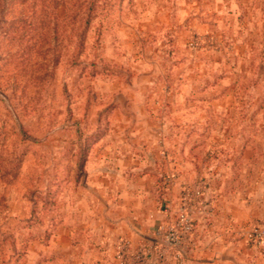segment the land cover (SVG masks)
<instances>
[{
    "label": "rangeland",
    "instance_id": "374dc122",
    "mask_svg": "<svg viewBox=\"0 0 264 264\" xmlns=\"http://www.w3.org/2000/svg\"><path fill=\"white\" fill-rule=\"evenodd\" d=\"M53 1L0 15V264H185L199 205L262 238L264 0ZM121 155L160 212L135 233L87 181Z\"/></svg>",
    "mask_w": 264,
    "mask_h": 264
},
{
    "label": "crops",
    "instance_id": "0c3cea01",
    "mask_svg": "<svg viewBox=\"0 0 264 264\" xmlns=\"http://www.w3.org/2000/svg\"><path fill=\"white\" fill-rule=\"evenodd\" d=\"M109 164L116 167L114 174H111V171L101 175L89 174L87 181L95 182V186L103 187L104 192L107 190L109 193L106 197L109 199L107 201L108 207L116 206V204L120 206V213L122 214L120 224L123 226L121 227L125 231L135 233V231L140 230V224L145 221V218L147 219V215L155 221L158 220L160 212L155 206L148 204L144 211L137 209L143 194L145 196L148 195L147 193L152 195L153 188L148 185V177L125 175L122 168L129 165V159L125 156L121 155L116 159L109 160ZM114 195L122 201L114 204L112 200ZM231 216L234 218L237 214H231ZM192 219L194 232H191L195 242L191 244L193 248L189 247L187 251L185 250V264H264V249L255 239L239 237L237 233H242V230L237 224L227 226L223 219L216 216V212L206 213L205 208L200 207V205L195 207ZM200 252L206 257L200 258L198 263L191 262L190 253L195 257Z\"/></svg>",
    "mask_w": 264,
    "mask_h": 264
},
{
    "label": "trees",
    "instance_id": "16d2710c",
    "mask_svg": "<svg viewBox=\"0 0 264 264\" xmlns=\"http://www.w3.org/2000/svg\"><path fill=\"white\" fill-rule=\"evenodd\" d=\"M11 0H0V15L5 12L8 3ZM80 0H55L54 8L58 9V17L62 20L61 22H65L66 20H83V16L85 14L84 9L86 8L85 2L83 0L81 3H78ZM92 7V3L87 7V11H89ZM81 37V36H79Z\"/></svg>",
    "mask_w": 264,
    "mask_h": 264
},
{
    "label": "built area",
    "instance_id": "2783aa9c",
    "mask_svg": "<svg viewBox=\"0 0 264 264\" xmlns=\"http://www.w3.org/2000/svg\"><path fill=\"white\" fill-rule=\"evenodd\" d=\"M198 194H199V192H197V195ZM188 209H189V207L186 204H184L183 208L181 210V213L179 214V217H178V224L182 227V229L184 231H190V229H191V222H190V218L188 216L189 215ZM160 230H161V228L158 227V234L160 233ZM178 241L179 240H178L177 236L175 237V233L171 232L167 235V237L163 241L164 244L163 243L162 244L165 245L167 248V247L177 245ZM258 243L264 249V234H263V237L258 240Z\"/></svg>",
    "mask_w": 264,
    "mask_h": 264
},
{
    "label": "water",
    "instance_id": "95a60500",
    "mask_svg": "<svg viewBox=\"0 0 264 264\" xmlns=\"http://www.w3.org/2000/svg\"><path fill=\"white\" fill-rule=\"evenodd\" d=\"M153 242H155V241H153Z\"/></svg>",
    "mask_w": 264,
    "mask_h": 264
}]
</instances>
